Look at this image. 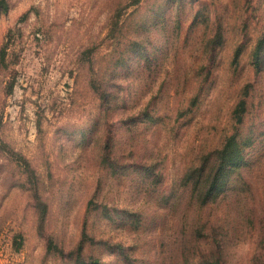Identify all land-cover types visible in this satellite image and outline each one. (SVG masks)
<instances>
[{
	"label": "rangeland",
	"instance_id": "1",
	"mask_svg": "<svg viewBox=\"0 0 264 264\" xmlns=\"http://www.w3.org/2000/svg\"><path fill=\"white\" fill-rule=\"evenodd\" d=\"M0 264H264V0H6Z\"/></svg>",
	"mask_w": 264,
	"mask_h": 264
},
{
	"label": "trees",
	"instance_id": "2",
	"mask_svg": "<svg viewBox=\"0 0 264 264\" xmlns=\"http://www.w3.org/2000/svg\"><path fill=\"white\" fill-rule=\"evenodd\" d=\"M6 10V0H0V11Z\"/></svg>",
	"mask_w": 264,
	"mask_h": 264
}]
</instances>
